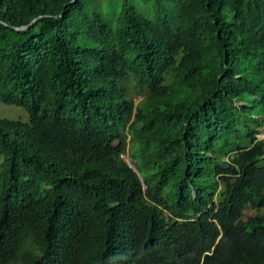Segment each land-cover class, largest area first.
Segmentation results:
<instances>
[{
	"label": "trees",
	"instance_id": "16d2710c",
	"mask_svg": "<svg viewBox=\"0 0 264 264\" xmlns=\"http://www.w3.org/2000/svg\"><path fill=\"white\" fill-rule=\"evenodd\" d=\"M0 101V264H264V0H0Z\"/></svg>",
	"mask_w": 264,
	"mask_h": 264
},
{
	"label": "rangeland",
	"instance_id": "374dc122",
	"mask_svg": "<svg viewBox=\"0 0 264 264\" xmlns=\"http://www.w3.org/2000/svg\"><path fill=\"white\" fill-rule=\"evenodd\" d=\"M140 4L142 5V1H140ZM135 99L138 102L140 99H142V96H138ZM0 118L21 119L23 121H28L29 115L27 110L23 107L6 104L0 101ZM2 162L3 156L0 154V165Z\"/></svg>",
	"mask_w": 264,
	"mask_h": 264
},
{
	"label": "built area",
	"instance_id": "2783aa9c",
	"mask_svg": "<svg viewBox=\"0 0 264 264\" xmlns=\"http://www.w3.org/2000/svg\"><path fill=\"white\" fill-rule=\"evenodd\" d=\"M257 140L264 141V126L261 128V131L257 134ZM124 157L127 159L128 163L131 164V166H133L131 159L128 158L127 156H124Z\"/></svg>",
	"mask_w": 264,
	"mask_h": 264
},
{
	"label": "water",
	"instance_id": "95a60500",
	"mask_svg": "<svg viewBox=\"0 0 264 264\" xmlns=\"http://www.w3.org/2000/svg\"><path fill=\"white\" fill-rule=\"evenodd\" d=\"M37 18H35L30 24L34 23L36 21ZM26 26H29V25H26Z\"/></svg>",
	"mask_w": 264,
	"mask_h": 264
}]
</instances>
